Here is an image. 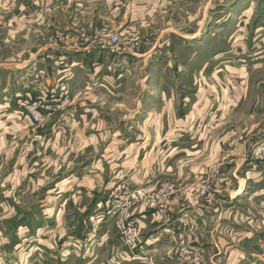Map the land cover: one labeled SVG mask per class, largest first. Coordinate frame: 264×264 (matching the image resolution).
Instances as JSON below:
<instances>
[{"label": "crops", "instance_id": "0c3cea01", "mask_svg": "<svg viewBox=\"0 0 264 264\" xmlns=\"http://www.w3.org/2000/svg\"><path fill=\"white\" fill-rule=\"evenodd\" d=\"M22 1L7 0L9 7L14 6L12 11L24 12L48 2ZM66 1L83 7L93 19L96 12L111 16L122 11L131 25L140 28L149 23L156 25L171 11L169 0ZM191 19L182 34L161 31L151 40L168 47L175 42L198 41L195 37L207 19L200 18L194 32ZM154 49L143 48L134 56L119 57L122 63L130 64L149 58L162 62L174 54L173 48L163 55ZM52 54L38 53L35 58L38 62L49 59L54 64L71 59V69L85 72L84 91L92 95L100 88L107 89L100 82L103 78H94L107 63L105 51L86 47ZM224 69L211 74L215 81L212 86L183 90L181 95L176 94L172 80L155 79L136 118H128L118 128L96 125L93 110L76 114L75 109L60 114L52 123L35 126L14 100L0 102V264H180L171 256L178 229L190 245L201 248L203 264H264V242L259 237L264 234V166L251 157L245 158L244 146L234 137L227 144L229 132L218 133L246 90L240 76L232 82L226 75L232 70ZM162 70L157 62L151 66L150 76L168 78L171 72L164 75ZM172 70L175 74L183 71L177 66ZM103 71L106 73L105 68ZM120 72L122 76L128 70ZM114 166L124 172V186L129 189L152 191L163 180L178 183L175 194L162 207L146 211L136 206L132 210L139 254L147 256L146 262L131 258L113 233L110 220L101 215L102 202L113 187L109 180ZM209 176L213 195L201 200L190 186ZM76 201H86L87 205L80 210L71 230L65 231V207ZM16 216L23 218L14 226L13 237L7 238L8 228H2L1 219ZM228 234L232 257L224 259L221 257ZM21 235L25 237L23 241ZM21 242L29 253L32 249L39 251V257L36 253L22 263L12 260ZM240 242L250 244L251 249H243Z\"/></svg>", "mask_w": 264, "mask_h": 264}, {"label": "rangeland", "instance_id": "374dc122", "mask_svg": "<svg viewBox=\"0 0 264 264\" xmlns=\"http://www.w3.org/2000/svg\"><path fill=\"white\" fill-rule=\"evenodd\" d=\"M26 1L31 2V0ZM52 1L53 3L48 0L43 7L41 5L36 7L37 10L24 12L23 9L12 11L14 6L9 7L7 0H0V102L2 104H8L14 100L19 111L23 112L35 126L52 123L60 118L58 117L60 114L75 109L76 114H82V110H93L96 125L118 128L128 118H136L135 115L140 111V104L142 100H145L144 95L151 92L155 79V81L160 78L172 80L170 82L176 85V94L181 95L183 90L193 91L201 85L212 86L215 81L211 74L215 71L224 72V68L227 67L232 70L226 73L227 77L234 82L238 80L237 76H240L246 90L241 103L234 111L227 114L224 125L220 126L218 133L229 132L226 134L229 136L226 143L234 137L241 147L244 146V152L247 153L245 158L251 157L264 166V154H259L260 151H264V0H169L171 11L163 15V20L156 25L149 23L143 28L131 25L122 11L113 12L111 16L96 12V17L93 19V15H88L83 7L72 2ZM238 5L241 6L240 9L237 8ZM205 16L207 24L195 37L198 41L175 42L168 47L151 40L161 31H166L165 34L172 31L182 34L181 32L190 24L189 18H192L194 32L198 29L195 26L196 22L200 18L204 19ZM111 36L118 39L122 55H117L119 53L115 52L112 46L104 43ZM144 39H148V42ZM86 47L93 48L95 51H105L108 56L107 63L102 66L106 73L101 69L100 74L97 73L94 77L95 79L103 78L104 80L101 79L100 82L106 85L107 89L100 88L92 95L91 92L83 89L85 72L81 69H76L77 71L71 69V59L66 58L62 60L63 63L57 61L54 64L49 59L38 62L35 58L38 53L44 55L51 53L54 56L52 53L59 50ZM171 47L174 54H171L170 59L165 57L162 60L163 63L154 58L145 61L133 60L130 64L128 61L125 64L122 63L121 57L134 56L143 48H155L154 52L163 55L168 50L172 51ZM30 56L33 58L30 59ZM157 62L163 67L164 75L171 72L168 78L162 75L150 76L151 66ZM174 66L183 71L175 74L172 70ZM64 68H68L67 73L62 71ZM123 68H127L128 72L119 76L118 71L121 74L120 71ZM64 79H67L68 83L66 99L62 102H49L50 99L59 98L57 84ZM215 79L218 80V78ZM25 100H28L29 105H25ZM33 104L51 107V117L45 123L39 124L31 119L26 107ZM113 168L109 180L113 184L112 188L123 186L126 180L124 172L117 166ZM194 183L190 188L197 198L201 200L212 198L213 185L210 176ZM165 184L172 185L176 192L178 183L171 180L159 182L153 191ZM202 189L206 190L205 196L201 195ZM107 193L109 196L110 192ZM84 205H87L86 201H76L75 205L69 203L65 207L62 221L65 231L71 230ZM136 206L140 205H133V211ZM105 209L104 207L100 211L101 215H104ZM22 218L23 216L20 218L16 216L11 220L1 219V222H4V227H1L9 229L6 231L7 238L13 237L11 232L20 224L19 221ZM109 220L114 228L113 233L120 240L114 226V219ZM33 225L32 227L35 228ZM178 233L175 250L171 253L172 259L178 260L180 264H203L205 255L200 252L201 248L196 249V246L190 245L182 230L178 229ZM50 237L52 238L48 236ZM259 237L264 242V234ZM20 238L22 241L25 239L24 235ZM225 239L221 257L224 259L232 257L231 235H225ZM34 241L32 238L33 245ZM23 244L21 242L20 247H17L15 255L11 257L12 260L22 263L36 253L39 257V251L32 249L29 253ZM181 247L188 248L191 254L180 255ZM240 247L248 251L251 249V245L244 242H240ZM127 250L131 258L140 260L139 247L132 251ZM66 251L69 255L72 254L71 250ZM255 258L261 260L260 257ZM146 259H148L147 256H144L141 262H146Z\"/></svg>", "mask_w": 264, "mask_h": 264}, {"label": "built area", "instance_id": "2783aa9c", "mask_svg": "<svg viewBox=\"0 0 264 264\" xmlns=\"http://www.w3.org/2000/svg\"><path fill=\"white\" fill-rule=\"evenodd\" d=\"M107 46H112L113 50L117 53H122V48L116 37H109L104 41ZM67 79L57 84V89L60 92L58 99H50L53 102H62L66 99L67 93ZM25 105H29L28 100H25ZM24 105V107H25ZM30 114L31 119L39 124L45 123L49 117H51V107L41 106L33 104V106L26 107ZM259 154H264V151H260ZM122 181V180H121ZM125 184V183H124ZM115 188V187H114ZM112 188L109 196L102 205V209L106 208L103 218L114 219V226L118 231L122 244L130 251L138 247L137 229L133 218L132 207L135 204H139L145 210H152L162 207L170 196L174 194L173 186L170 184L162 185L155 191H145L143 189H129L127 187L118 186L115 189ZM201 195H206V190H201ZM181 254L190 255L191 252L188 248L181 247ZM140 255V261L144 259Z\"/></svg>", "mask_w": 264, "mask_h": 264}]
</instances>
